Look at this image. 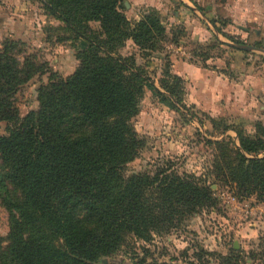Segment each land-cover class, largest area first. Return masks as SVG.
Wrapping results in <instances>:
<instances>
[{
  "label": "trees",
  "instance_id": "1",
  "mask_svg": "<svg viewBox=\"0 0 264 264\" xmlns=\"http://www.w3.org/2000/svg\"><path fill=\"white\" fill-rule=\"evenodd\" d=\"M122 1L43 0L68 38L90 46L77 51L68 77L51 74L37 91V111L22 119L14 94L45 68L29 58L19 66L14 42L0 51V121L11 124L0 135V205L8 218L0 264H90L117 252L129 236L150 241L215 204L204 178L179 173L169 161L151 173L123 175L143 146L130 119L152 84L118 49L130 39L148 56L163 50L167 37L155 11L131 23L119 10ZM165 63L160 87L183 104V80ZM232 125L223 132L234 131L235 139L207 141L216 150L210 172L242 197L254 193L264 202V125L256 122L253 133Z\"/></svg>",
  "mask_w": 264,
  "mask_h": 264
},
{
  "label": "rangeland",
  "instance_id": "2",
  "mask_svg": "<svg viewBox=\"0 0 264 264\" xmlns=\"http://www.w3.org/2000/svg\"><path fill=\"white\" fill-rule=\"evenodd\" d=\"M225 4L226 0H200V4L193 3L194 8L183 9L184 4L177 0L122 1L119 10L131 23L155 11L167 37L162 42L163 50L148 56L138 51L130 39L118 49L121 57L131 56L136 66L144 68L152 84L145 87L138 112L130 119L143 146L137 157L124 166L123 175L151 173L169 161L179 173L204 178L215 204L190 213L180 226L154 234L150 241L129 236L117 252L90 264H264V202L254 193L242 197L235 184L225 185L216 179L210 172L216 150L207 142L227 136L235 139L234 131L223 132L228 124L240 125L237 129L253 133L255 122L245 126L232 123L228 117L207 110L206 105L194 103L198 92L184 79L185 103H176L165 95L159 82L166 61H170L172 74L178 71L173 66L176 63L197 64L214 75L240 82V100L247 99L248 84L242 82L240 75L253 72L259 75L258 83L264 78V24L249 20L252 13L263 15L261 11L224 9ZM87 25L95 34L101 32L98 23ZM63 27L45 9L43 0H0V51L7 42H14L11 54L19 66L29 58L45 68L14 94L20 119L37 111V91L49 82L51 74L68 77L78 66L77 51L90 46L84 39L68 38ZM172 36L177 43L171 40ZM238 45L253 46L255 50H239L235 48ZM10 126L0 121V135H6ZM7 219L0 205L2 247L8 243Z\"/></svg>",
  "mask_w": 264,
  "mask_h": 264
},
{
  "label": "crops",
  "instance_id": "3",
  "mask_svg": "<svg viewBox=\"0 0 264 264\" xmlns=\"http://www.w3.org/2000/svg\"><path fill=\"white\" fill-rule=\"evenodd\" d=\"M177 1L184 4L183 9L194 8L193 3L200 4V0ZM226 1L227 5H224V9L261 11V14L264 16L262 12L264 11V0ZM248 2L249 6H247ZM259 14L252 13L249 22L257 25L264 24V17H259ZM173 66H177L178 68V71L175 70L174 74H177L188 83L190 82V84H188L190 87L194 85L193 89L196 93L198 92V96L194 103L206 105L207 110H212L211 112L216 111V116L219 114L220 117H228V120L232 123H238L243 126L250 125L254 122H261L264 124V78H261V82L258 83L259 75L253 74V72L250 71L241 74L240 79H242V82L248 84L247 89H245L248 93L247 99L241 101L240 82L237 84L235 81L228 80L226 76L222 74L214 75L213 72L199 68L197 64L181 62L179 65L176 63ZM186 91L187 90H185V92ZM185 95L189 96V92L187 91ZM184 100L186 101V97ZM183 103L185 102L183 101Z\"/></svg>",
  "mask_w": 264,
  "mask_h": 264
},
{
  "label": "water",
  "instance_id": "4",
  "mask_svg": "<svg viewBox=\"0 0 264 264\" xmlns=\"http://www.w3.org/2000/svg\"><path fill=\"white\" fill-rule=\"evenodd\" d=\"M235 48L239 49V50H245V51L255 50V47H253V46L238 45V46H235Z\"/></svg>",
  "mask_w": 264,
  "mask_h": 264
}]
</instances>
